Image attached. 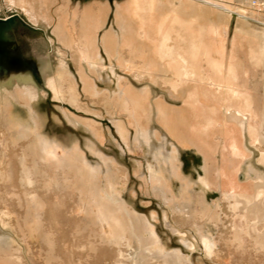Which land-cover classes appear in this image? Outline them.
I'll return each mask as SVG.
<instances>
[{"label":"rangeland","instance_id":"1","mask_svg":"<svg viewBox=\"0 0 264 264\" xmlns=\"http://www.w3.org/2000/svg\"><path fill=\"white\" fill-rule=\"evenodd\" d=\"M61 1L38 0L40 18L24 12L30 21L18 13L17 26L0 40V83L14 84L10 96L25 111L33 97L16 82L20 75L32 76L38 113L47 117L45 125L13 136L5 124L0 127V264H264V98L230 89L244 86L243 92L250 93L255 83L219 82L212 74L211 80L179 82L178 98L168 95L174 93L171 83L163 82L157 85L158 98L142 99L150 108L164 101L166 120L174 118L166 122L182 125L180 137L163 120L155 126L157 141L166 139L179 156L171 157V175L147 146L134 144L136 132L149 123L140 124L125 108L114 106L118 93H110V87L118 84L135 94L129 84H114L108 75H96L103 81L95 82L98 64L85 65L88 84L75 73L77 97L71 83L56 93L48 83L47 72L57 75L61 63H83L72 55L71 63L62 54L58 63L51 56L43 59L51 52L45 41L53 49L55 45L53 54L59 49L67 54L62 46L71 48L61 40L64 34L53 32ZM251 1L246 3L264 5ZM108 5L106 11L104 6L93 9L100 36L117 30L127 3L112 0ZM13 7L11 0H0V18L16 14ZM111 9L114 16L110 12L106 25ZM69 24L63 25L65 32ZM96 47L102 61H137L126 48L116 54L120 46L114 41ZM209 52L205 49V56ZM202 67L188 79L208 78ZM100 68L103 72L105 67ZM208 69L220 73L214 62ZM227 84L228 97L221 87ZM107 96L112 106L105 102ZM116 119L127 126L130 143ZM40 135L56 145L45 149ZM90 137L99 150L89 147ZM149 162L161 170L160 178ZM161 182L171 191H163Z\"/></svg>","mask_w":264,"mask_h":264},{"label":"crops","instance_id":"2","mask_svg":"<svg viewBox=\"0 0 264 264\" xmlns=\"http://www.w3.org/2000/svg\"><path fill=\"white\" fill-rule=\"evenodd\" d=\"M109 1L112 2V0H109ZM115 1L116 0H114V2ZM161 1L163 2L165 1L164 2L165 4L159 5V2ZM170 1L172 2L173 5L171 4ZM247 1L249 2L251 0H193V1L192 0H155L154 9L152 11L143 13V11L141 9H138V7L140 8L142 3L144 4V2H151V0H124V3H127L126 12L129 15H132V18L137 19L138 25L135 28V30L137 33L138 40H134V41L135 42L138 41L139 43L142 42L140 43L141 44L140 45L138 44V42L135 43L134 41H131L134 44H136L135 48L133 49H136V48L140 49L141 47V50H143L144 52L145 51L144 49L147 50L148 48L147 51H149V54H148L149 58H146V54L143 53V57L141 59H138L135 62L133 61V62L125 63V64H123L122 62H119L117 64H114L113 62H110L109 58L105 59L102 56L105 60L102 61L103 64L101 65H100L101 61L98 63L97 65L98 72L95 73L94 77L92 75L93 80H95V82L103 81L99 77L96 78L97 74L99 76L108 75L107 80L112 83H115L117 78H120L121 81L127 82L129 84V89H128L129 91H132V92L140 91L141 94L140 93L139 94L141 96L138 95L137 97L138 98L140 97L141 100L143 98H158L157 97L158 96L157 95L158 83H163V82L168 83L169 82L171 83L170 85L171 91H174L173 95L171 93L170 96L178 97L179 95L177 93L179 91L180 86L177 84L184 80V79L182 80L180 79L179 74L177 72V67L180 64H178V61L176 59L167 58L169 61H167V59H162L161 57L162 55H160L159 53L165 52L166 50L171 51L173 47L175 46L176 47L180 46L178 47V50H187V49H190V47L192 48V50H194L193 45L195 43V39L197 35H201L203 39H207L206 42H208L207 44L209 46L208 48L207 47H203V48L209 50L210 52L208 53L207 56L200 55L202 59L201 58L198 59L200 57L198 56L196 61H198L203 66L202 67L203 69L205 68L206 70H208L209 72L208 78L204 77L203 79H198V80L186 79L184 81L188 83L190 81L211 80L210 75L213 74V75L219 76L217 79L219 82H224V83L225 82H235L236 84H239V82H245V81L252 82L255 84L254 86H252L250 93L243 92L244 86H239L237 88L231 87L230 89L233 90V92L235 93H238V94L242 93L243 97H252V98L253 97L255 98L263 97L264 98V92L262 93V88H263L262 85L264 84V31H263L264 29V5L256 6L253 4L246 3ZM213 2H218L225 7L224 8L220 7L218 9V7L210 6L211 3ZM59 5L60 6L62 5V1L59 3ZM176 6L180 7L181 9L180 8L178 9V7ZM193 7L196 10H194ZM18 8L19 10H17ZM11 10L16 12V14L14 15H16L17 17V22H18V17H19L18 13L23 14L27 19L30 20V18L23 12L24 9L21 8L20 6H17L16 10L15 9H11ZM112 10L113 9H111V11H109L106 16V25H107L108 18L111 15L110 12H112V15L114 16ZM233 13L235 15H233ZM170 16L171 17L173 16V17L171 18ZM183 19L185 22L181 23L180 21ZM216 22L219 25L216 24ZM247 23H250L249 25L250 27L252 25V27L247 28ZM256 25H257V28H255ZM260 29H262V31ZM44 37L45 39H47L46 36ZM158 41L161 43H159ZM206 42L204 41V43ZM45 43L47 44L48 48L51 49V52L47 53L43 57V59L46 56H51L53 57L54 62L58 63L60 59V55L62 54L61 56L64 55L69 60V63L72 62L71 57L73 58V56H71V52L70 50H68V48H67L68 51H64L65 50L63 49L64 46L61 47L63 52H68L69 54H63L60 51V49H59V54H53L52 52L55 49V45L53 49V47L48 42L45 41ZM177 43H178V46H177ZM152 45H153V48H152ZM161 45H163V47L164 45L166 46L164 50H162L163 47H161ZM144 46H146L147 48H145ZM171 46H172V49H171ZM129 49H132V47L129 46ZM103 53L105 54V57H106L107 54L105 52ZM151 54H156V56L151 55ZM202 60H204L206 63ZM142 61H144L146 64L143 65L144 62ZM161 61L163 62L162 65H160L162 63ZM40 62H39V71H40ZM212 62H214L216 66H219V69H220L219 74L211 73V70L208 69ZM152 63L153 65H150ZM140 64L142 67H140ZM147 64H148V67H147ZM102 65H104L105 67L103 69V72L100 68V66ZM163 65H164V68L165 66L167 67L168 71L166 70V68L162 69ZM151 66L153 67L151 68ZM157 66L159 70H157L156 68ZM143 68L145 71L143 70ZM75 71L77 72V69H75ZM140 71L141 73H139ZM147 72H150V73H147ZM156 72H158L159 74ZM163 72L164 73L166 72L165 75ZM161 74L162 76H160ZM167 76L168 77L170 76V78H168ZM161 77L162 79L164 77L165 79H168V80H162ZM142 83H145V84L142 85ZM181 87H184V86H181ZM221 87L226 88L224 90L225 96L226 97L230 96L231 93H229L227 90L228 84L225 87L221 85ZM143 90L145 91V93L141 92ZM142 102L144 101L142 100ZM150 104H152L151 101H150ZM253 104L255 103L251 101V108L253 110L252 112L255 113L256 111L253 108ZM149 108H150V105H149Z\"/></svg>","mask_w":264,"mask_h":264},{"label":"bare ground","instance_id":"3","mask_svg":"<svg viewBox=\"0 0 264 264\" xmlns=\"http://www.w3.org/2000/svg\"><path fill=\"white\" fill-rule=\"evenodd\" d=\"M71 1H73V0H62L63 4L58 7V10L60 12V20L57 23L58 25H57L56 31L53 30V32L55 34H59V35L64 34L63 37L61 36V40L70 44L71 55L73 56L75 61H76V59L79 58V60H82L83 63H81L80 67H77L78 66L77 62H76L77 66H75V64H73V63L68 64V62L67 63L63 62V63H61V66H60V69H59L57 75L56 74L53 75V74H50V72H47L48 73L47 81L50 84V86L53 88L55 93L56 92H60L59 90H61V91L64 90L65 83H71L72 84L71 85V87H72L71 91H72V94H73L72 96H76L77 97V92H76V86L77 85H76V83H77V81L79 79L76 76L77 74H75L76 73L75 69L77 67V72H78V74L81 75L80 79L82 81H84V83H85V81H87V78H88L87 76H89V74L86 75L87 78H85V76H83V74H85L84 73L85 72V68H86L85 65H88V68L90 69L91 64H98V62L102 61L101 56L98 55L99 51H98V53H97V50L95 51V49L97 48L96 46L100 47L101 43L104 46L106 45V43H109L110 41H114V43H118L120 47L118 49H116V51L118 50V52L116 54H122L121 53L122 49L126 48L127 50L130 51L131 57L133 59H137V60L141 59L143 57V53L146 54V58H149V55H148L149 51H147L148 48L146 46H144L145 48H147V50L144 49L146 52L145 51L143 52V50H141V47H140V49H137V48L133 49V48H135L136 44H134L131 41L138 40L137 39V33H136V30H135V28L137 27L138 24H137V19L132 18V15H129L126 12L127 8H126V10L124 9L125 12L123 13V16L119 15L120 14L119 12H118L119 14H117V15H119V17H118L119 26L117 27V30L114 31V32L106 30V31H104V34L100 36V35H98L100 29L97 26V22H96L97 21V19H96L97 15L93 12V9H95L94 6H102V7L104 6V9L106 11L107 7L105 8V6L108 5V1L109 0H77V1H73V4H75L74 7H72V5H71L72 3L70 4ZM154 1L151 0V2H144V4L142 3L140 8L138 7V9H141L143 11V13L148 12V11H152L154 9V5H155ZM252 1H254L255 3L258 2L257 4H260V5L264 4L263 0H252ZM11 2L15 4V7H13L12 9L16 10L17 6H20L21 8L25 9V10H23V12H25L28 16L30 15L33 18H36V17L40 18L39 15H38L39 10H38V7H37L38 0H11ZM164 2L163 1L159 2V5L160 4L164 5L165 4ZM78 4H79V6H78ZM171 4H172V2H171ZM81 5H82V7H81ZM210 6L218 7V9L220 7L221 8L225 7V6L221 5L218 2H213V3H211ZM176 7H178V6H176ZM179 8L180 7H178V9ZM193 9L196 10L194 7H193ZM17 10H19V8ZM119 10H120V8H119ZM120 11H122V10H120ZM184 12H185V10H184ZM180 22L183 23L185 21L183 19ZM65 23H68V24L70 23L69 25L71 26V27L69 26L71 29H69V31H66V32L64 31L65 29L63 28V25ZM249 24L250 23H247V28L250 27ZM16 26H17L16 19H14V22L11 23V24H5L4 27L2 28L1 34H0L1 36H3L2 38H5L4 36L7 35V32H8L10 27L14 28ZM165 26H166V24H165ZM251 27H252V25H251ZM255 28H257V25H256ZM260 30L262 31V29H260ZM263 31H264V29H263ZM150 35H151V33H150ZM152 38H154V37H152ZM196 38H199V42L197 43V40H195L196 43H194V45H193L194 46V50H192V48L190 46H189L190 49L178 50V47H180V46H178V43H179L178 42L177 43L178 47H176L174 45L175 47H173V49H172V46H171V49H172L171 51H167L166 50L165 52H160L159 53L160 55H162L161 56L162 59L172 58V59H176L178 61V64H180V65L177 67V72H178L179 77H180L181 80L182 79H184V80L188 79L193 71H196L197 69H200L199 66H202L198 61H196V59L200 55L201 56L205 55V49L203 47H205L207 42H206L205 39H203V37L201 35H197ZM204 38H205V36H204ZM175 40H176V38H175ZM204 41L206 43H204ZM136 42H138V41H136ZM140 43H142V42H140ZM140 43L138 42V44H140ZM159 43H161V42H159ZM149 45H151V44H149ZM165 45H164V47H163V45H161V47H163L162 50H164V48L166 47ZM170 45H172V44H170ZM129 46L132 47V49H129ZM152 48H153V45H152ZM167 48H168V46H167ZM169 48H170V46H169ZM112 54H114L113 51H112L111 55ZM111 55H110V58L112 59ZM151 55H155L156 56V54H151ZM201 56L198 59H200ZM203 58H205V57H203ZM168 59H167V61H169ZM202 61H204V60H202ZM142 62H144V61H142ZM144 64H146V63L144 62L143 65ZM162 64H163V62L160 65H162ZM150 65H153V63L150 64ZM140 67H142L141 64H140ZM140 67H138V68H140ZM147 67H148V64H147ZM152 67L153 66H151V68ZM156 68H157V70H159L158 66ZM165 68L168 71L166 66H165ZM165 68H164V65H163L162 69H165ZM143 70H144V68H143ZM139 73H141V71ZM147 73H150V72H147ZM156 73H158V72H156ZM165 73H164V75H165ZM204 73H206V69L204 70ZM86 74H87V72H86ZM90 74L92 75V72H90ZM91 75L89 77L90 79L92 78ZM44 76L46 77V75H44ZM160 76H162V74ZM170 76L169 77L167 76V77L170 78ZM161 79H162V77H161ZM33 80L34 79L32 78V76H30L28 74H25V75L18 76V80L16 82L19 86L23 87L25 90L28 91V94L30 95V97H33V100L31 101L32 102L31 108H30L31 110L29 109V110H25V111L19 109L17 107V102L15 100H13V98H11V96H10V92L15 88L14 84L12 82H9L7 84L0 83V127H2L5 124L4 126L6 127V129H8L10 135H12V136L14 134H16L17 132H19V131H23V132L31 131L33 128L36 127V125H45V120L47 119V117H45L44 114H39L38 113L39 104H38V100L36 99V97H37V89H36V86H35V83H34ZM117 80L119 81L120 78H117ZM162 80H168V79H165L163 77ZM88 83L89 82L87 81V84ZM112 87H110V88L114 89V91L111 90L110 93H112V94L115 93V92L118 93L117 94V99H115L116 102H115L114 106H118L119 108H123V109L125 108V110L129 111L130 114L134 117V119L140 124L141 123H145V122L149 123L148 124L149 128H146V129H144V128L141 129L140 128V130L136 132L135 138H134L135 139L134 140V144L138 145L142 149L145 146H147L148 147L147 149L149 150L150 156H152L153 160L156 163H158L159 165H163L164 168H170V169L173 168V167H171V164L173 163V162H171V157L175 154L174 157L178 158L179 157L178 153L175 151L176 149H174V147H172L170 144H168L166 139H162L160 142H158L160 139L157 141L158 134L156 135L157 128L155 130V126H156V122H157L158 119L159 120H163L165 125H169V127L173 131V133L176 136L180 137L181 135H183V133L179 129V127H181L182 125L177 127L175 125H171L170 123L166 122L167 120H169L172 123V120L174 121V118L171 117V116H167V120H166L164 107L162 105V103L164 101L161 102V101L157 100V101H155V103L153 102V104L151 105V108H149V106L146 105V102L145 103L142 102L140 97L139 98L137 97L138 95L141 96L140 95L141 94L140 91L139 92L133 91V92H135V94H131V93L127 92V89H124L123 87L121 88L120 85H118V84L115 87H113V88ZM118 90H119V92H117ZM141 92L145 93L144 90L141 91ZM168 94L170 96V93H168ZM109 96L111 97V94H109ZM115 97H116V95H115ZM104 99H105L106 103L111 104L110 103L111 102L110 101L111 98L109 99L108 96H107ZM111 106H112V104H111ZM131 106H133V107H131ZM129 112H128V114H129ZM40 113H42V112H40ZM114 121L116 122V124L115 123L114 124L117 126L119 132L125 138L126 142L130 143L129 142V140H130V138H129L130 135L129 134L130 133L128 134V129H127V126L124 125L125 124L124 121H121L120 119L119 120L116 119ZM161 131H162V129H161ZM165 133H166V131H165ZM165 135L167 137L168 133L165 134ZM168 139H169V137H168ZM171 139L172 138H170V140ZM41 141H42V145H43V147L45 149H48V148L50 149V147H54V145H56L55 144V140L47 138V136L46 137L45 136H41ZM56 142H57V140H56ZM71 142H69L70 145H72ZM57 144H58V142H57ZM89 147L91 149H93V151L99 150L98 142H97V140L95 138L90 137V139H89ZM149 165H150V170H152L153 174L156 175V176L158 175L159 178H160L161 175L158 174V173H160L161 170L159 171V170L155 169L156 166H153L152 162H149ZM172 166H174V165L172 164ZM157 168H159V167H157ZM177 168H178V166H177ZM170 173L172 175L174 173V170L171 169ZM164 175H165V173H164ZM162 180L164 181L165 179H162ZM162 182H161V184H162L163 191H171V189L168 188V185L164 184Z\"/></svg>","mask_w":264,"mask_h":264},{"label":"water","instance_id":"4","mask_svg":"<svg viewBox=\"0 0 264 264\" xmlns=\"http://www.w3.org/2000/svg\"><path fill=\"white\" fill-rule=\"evenodd\" d=\"M14 19H16V21H17L16 15H9V16H6L4 18H0V34H1V30L4 27V25L13 23ZM1 39H4V38H2L1 35H0V40Z\"/></svg>","mask_w":264,"mask_h":264}]
</instances>
